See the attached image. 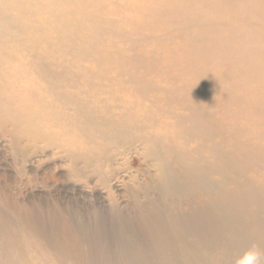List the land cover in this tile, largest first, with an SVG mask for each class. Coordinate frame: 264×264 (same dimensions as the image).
Returning <instances> with one entry per match:
<instances>
[{
	"label": "bare ground",
	"instance_id": "bare-ground-1",
	"mask_svg": "<svg viewBox=\"0 0 264 264\" xmlns=\"http://www.w3.org/2000/svg\"><path fill=\"white\" fill-rule=\"evenodd\" d=\"M121 29L135 33L140 49L115 45ZM0 68L32 113L9 112L13 123L44 129L34 134L49 138L74 170L78 161L111 166L100 157L132 138L151 148L159 192L183 191L184 200L194 193V204H176L172 216L186 264L220 254L221 242L223 256L233 250L236 259L257 244L264 264V152L231 136L230 126L239 122V139L264 147V0H0ZM60 82L81 89L62 91ZM247 173L256 183L241 178ZM62 215L61 231L42 222L41 239L65 264H94L81 232L87 224ZM168 247L154 244L123 264H177ZM30 263L41 264L36 256Z\"/></svg>",
	"mask_w": 264,
	"mask_h": 264
},
{
	"label": "rangeland",
	"instance_id": "rangeland-1",
	"mask_svg": "<svg viewBox=\"0 0 264 264\" xmlns=\"http://www.w3.org/2000/svg\"><path fill=\"white\" fill-rule=\"evenodd\" d=\"M248 22L251 20L249 19ZM102 33L106 36L112 35L107 31ZM132 33L134 32L121 29V37L119 41H115V45L126 44L128 46L125 48H132L133 51L140 49L139 38ZM54 73L56 74L57 71ZM72 85L75 88L68 87ZM57 86L64 87L61 90L68 92H78L81 89V86L70 83L63 86L60 82ZM19 89L18 82L0 68V247L3 258L7 260L6 264H21V260L31 264L30 258L33 256H36L41 264H46L43 262L45 257L51 261L50 264H65L60 261L63 260L60 253L48 246L41 239L40 233L42 222L46 223L48 230L61 231V216L64 212L73 219L77 218L75 222L81 223L80 226L87 224L84 226L86 228L81 227L85 233L82 229L81 232L86 238L87 248L93 250L89 251L90 254L92 253L91 259L94 264H123L136 255L144 253L149 255L148 249L157 243L169 245L168 261L173 258L177 264H186L184 257L179 254L181 242L174 231L172 216L173 213H177L174 207L176 204L183 210L189 209L190 205L194 204V193L191 191L190 194L185 195L188 199L184 200L181 194L186 193L183 191L174 193L179 198L173 194L166 197L159 192L153 181V177L157 174L158 163L153 161L155 158L148 153L151 148L142 147L138 143L133 144L132 138L124 140L123 148H111L109 157L104 156L105 153L100 157L103 162L110 160L108 164L111 166L87 168L84 162L78 161L74 170L68 158L54 148L49 138H39L34 134L37 128L13 123L11 117L13 115L9 112L18 111L32 116V113L22 106L25 98L19 93ZM12 99L16 101L13 104ZM219 119L221 120L220 117ZM224 122L228 123L222 120L221 127H224ZM230 126L233 129L231 136L238 138L239 142H245L253 150L257 148L255 150L264 152V147L259 148L257 141L239 139L238 134L242 126L239 122ZM123 149L125 155L120 154ZM75 172L77 174L74 175ZM245 175L241 177L243 180L256 183L251 173ZM182 183L178 181L177 186L184 188ZM240 211L244 210L241 208ZM179 212L182 215L184 213ZM244 213H252V208H245ZM245 223L249 222L246 220ZM151 229L158 230L159 233L155 232L156 239L153 237L149 240L148 231ZM243 233L249 237L253 232L245 229ZM88 234L89 236L86 237ZM97 241L99 244L96 243ZM222 245L221 242L214 246L220 248V254L219 252L211 255H205L206 252L201 253L198 257L199 260H203L201 263L208 264L209 261V264H218V261L212 260L217 258L221 264H234L236 252L232 250L229 255L223 256ZM13 250L18 256L12 255L10 258L9 252ZM71 254L75 255L74 247L71 249ZM110 257L111 261L107 259Z\"/></svg>",
	"mask_w": 264,
	"mask_h": 264
},
{
	"label": "clouds",
	"instance_id": "clouds-1",
	"mask_svg": "<svg viewBox=\"0 0 264 264\" xmlns=\"http://www.w3.org/2000/svg\"><path fill=\"white\" fill-rule=\"evenodd\" d=\"M262 253L257 244H253L247 251L240 255L235 264H261Z\"/></svg>",
	"mask_w": 264,
	"mask_h": 264
}]
</instances>
